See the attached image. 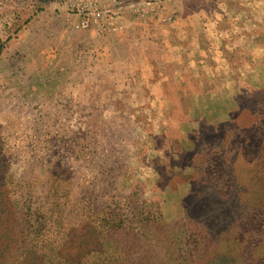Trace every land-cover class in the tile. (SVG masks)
Segmentation results:
<instances>
[{"label":"rangeland","instance_id":"obj_1","mask_svg":"<svg viewBox=\"0 0 264 264\" xmlns=\"http://www.w3.org/2000/svg\"><path fill=\"white\" fill-rule=\"evenodd\" d=\"M109 1L0 0V56L44 12L39 2L54 4L47 11L77 30L85 11H102L103 26ZM260 33L263 52L237 110L189 141L176 131L171 142L154 135L145 100L69 98L74 87L97 98L98 86L78 83L83 77L63 58L51 67L42 57L51 53L37 50L12 75L0 68V264L264 260V27ZM47 38L29 40L47 48Z\"/></svg>","mask_w":264,"mask_h":264},{"label":"crops","instance_id":"obj_2","mask_svg":"<svg viewBox=\"0 0 264 264\" xmlns=\"http://www.w3.org/2000/svg\"><path fill=\"white\" fill-rule=\"evenodd\" d=\"M52 5L39 2L44 12L6 43L0 68L14 69L12 75L36 61L37 50L51 53L42 55L51 67L63 58L74 69L69 73L83 77L78 83L95 84L100 94L76 95L74 87L69 98L145 100L155 117L151 130L167 142L171 131L189 141L227 121L263 52L264 0H110L111 15L89 31L73 30L65 14L47 11ZM38 35L45 42L49 36L51 46L31 44Z\"/></svg>","mask_w":264,"mask_h":264},{"label":"built area","instance_id":"obj_3","mask_svg":"<svg viewBox=\"0 0 264 264\" xmlns=\"http://www.w3.org/2000/svg\"><path fill=\"white\" fill-rule=\"evenodd\" d=\"M104 21L103 12L95 11V12H82L78 20L75 23V28L77 30H91L96 28H101L102 23Z\"/></svg>","mask_w":264,"mask_h":264},{"label":"trees","instance_id":"obj_4","mask_svg":"<svg viewBox=\"0 0 264 264\" xmlns=\"http://www.w3.org/2000/svg\"><path fill=\"white\" fill-rule=\"evenodd\" d=\"M261 225H262V227H263V232H264V221H261ZM262 237H264V233L262 234ZM262 262H263V263H262ZM256 264H264V260H261L260 262L257 261Z\"/></svg>","mask_w":264,"mask_h":264}]
</instances>
